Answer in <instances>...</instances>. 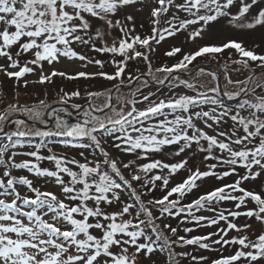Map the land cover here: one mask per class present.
Masks as SVG:
<instances>
[{
  "label": "snow or ice",
  "instance_id": "obj_1",
  "mask_svg": "<svg viewBox=\"0 0 264 264\" xmlns=\"http://www.w3.org/2000/svg\"><path fill=\"white\" fill-rule=\"evenodd\" d=\"M262 3L264 0H250V2L247 0H180V2L152 0V5L149 6L153 24L152 35L142 38L139 35H132L135 31L134 27L128 28L120 20L113 22L112 17L127 6L144 5L145 0H0V58L7 62L0 64V73L9 79L14 78L16 85H19L21 79L27 74L34 73L36 68L41 69L39 80L32 81V83H51L52 78L56 76L68 80L100 76L108 81H119L116 85L119 90V87L124 84V73L129 60L142 58L149 61L148 55L139 48H150L152 41L159 43L189 26L200 25V28L190 33V38L195 39L201 36L205 26L222 17H227L230 25L240 29H255L257 26H264V7L260 6ZM234 6L238 8L235 13L231 11ZM254 6L257 9L255 15L245 21V17L250 15ZM171 9L176 11L170 19L166 20L168 27L159 29L157 26L160 24L161 16L167 15ZM181 12L187 16L181 18L179 15ZM125 19L131 22L134 17L127 15ZM94 20L103 21L108 30L118 28L121 36L114 38L109 46L105 37L111 34L110 31L96 28L93 34L92 21ZM97 40L103 41L104 46L96 47ZM73 44L90 46L93 51L111 53L113 57L119 55L121 57L119 61L112 60L116 68L115 72L108 74L103 71L98 73L79 71L75 75H69L67 72L53 69L46 75L43 71L45 62L51 66L54 62L59 63L61 57L70 60H88L85 55L74 50ZM225 49H234L238 53L239 58L233 63L242 68H249L250 62H258L256 67L262 70L260 75L264 76V55L246 49L241 42L229 40L221 46L201 47L191 54L184 55L180 62L171 67L156 68V72L166 74L164 79H158L157 83L164 84L173 72L187 69L197 57L221 53ZM179 52H181L180 48L173 47L166 55L171 57ZM25 56H30V58L25 59L22 64L21 58ZM94 63L103 67V62L100 60H95ZM147 68L146 74L151 76L150 62ZM9 69L18 70L10 71ZM200 72H203V69H200ZM141 75L134 77L128 74L129 84L134 81L140 82ZM211 75L215 80V74ZM255 79V76H249L245 81L233 82L229 79L230 84L244 85L238 92H225L224 95L229 99L241 94L247 96L249 93L254 97V102L252 99H244L234 113L225 108L216 95L208 94H218L221 89L217 85L208 88L206 92L197 91L195 96L180 95L177 98L160 99L158 102L150 101V96L153 94L149 93L142 97V101L129 100L128 104L131 108L126 113L123 108L119 111L113 108L116 118L106 116L101 119L93 113L102 112L104 108H92L84 111L83 123L69 124L57 116L55 124L57 131L55 132L37 130L32 133L17 130L9 134V141L13 136L23 137L30 134L40 137H87L95 148L99 149L103 161L93 162L85 158V162H80L75 158L67 159L56 154L45 157L39 155L38 151L27 154L34 157L36 161L46 159L53 162L55 170H49L29 160L17 163L14 159L15 153L5 160L9 145L0 147V166L4 168L0 176V264H139L141 252H144L145 257H149L157 251L167 255V264H179L177 257H188L191 254L176 252L174 245L176 247L195 245L200 249L214 250L209 243L205 242L211 240L212 235L220 236V238L212 240L211 244L221 245V247L239 245L240 248L233 255L221 256L212 260L211 264H237L242 258L248 261V264L264 260V234H260L255 240L249 239L247 235L227 240L223 238L227 235V230L221 229L207 236L186 238L177 236V228L164 224L163 229L169 230L172 236L177 237L171 240L155 223L157 218L153 217L152 210L144 204L135 190L132 195L139 205L134 217L135 223L133 219H124L126 215L132 214L133 204H124L119 211H109L110 206L120 202L119 190L122 185L131 188V181L123 175L118 161L111 157V154L102 146L101 139L98 138V134L99 136L114 135L115 139L120 141L114 147L131 154L139 150L138 159H147L150 153L160 152L164 146L180 145L175 153V155H180L195 145L196 151L206 154L204 156L206 161H217L215 164L208 165L209 170L207 171L197 168L182 183L172 187L162 198L149 201V204L160 206L159 211L162 216L167 214L175 217L186 213L185 220L191 218L197 224L207 220L209 225H215L221 220L228 219L222 211L216 218L198 216L195 213L206 206H208V211L215 212L216 209L211 207L213 202L236 201L235 207L240 209L242 206L246 207L250 200L254 202L255 208L244 212L230 211L228 215L255 217L258 222L264 223V195L241 187L242 182L256 180L264 174V94H256V88L264 89V84H256L255 88L250 87ZM143 83L146 86L148 82ZM179 83L189 89H195V85L187 80H180ZM28 84L29 81L25 79L23 86L26 88ZM87 95L91 98L101 96L103 93L88 92ZM79 96V90L70 94L64 93V97L68 98ZM64 97H61V100L67 103ZM143 101H149L148 106L143 110L138 109L137 103ZM40 104H44V101H40ZM205 104L220 105L222 110L217 112L216 108H212L209 111H194ZM72 107L79 109L81 106L73 104ZM105 107L111 108L110 100ZM166 109L167 113H165ZM21 110L33 111L28 108L21 109L17 104H9L5 112ZM242 110L247 111V115H242ZM55 111L53 110V114ZM178 112L181 114H177ZM169 115L173 118L169 119ZM39 116L40 113L37 112L35 118L38 119ZM161 116L164 118L145 126V122ZM7 119L6 114L0 113V122ZM197 120H202L204 128L212 129L215 134L210 135L204 128L198 126ZM228 120L232 122L229 130H219L220 125L227 124ZM14 123L20 126L25 121L16 120ZM2 131L3 127L0 125V132ZM117 133L119 135H116ZM11 146L15 147L14 144ZM42 146V144L37 145V149ZM81 146L87 147V145ZM80 155L83 156V153ZM132 163L130 161L123 164V168H129ZM186 164L187 160L174 164L153 160L140 165L138 171L148 174L154 169H168L171 175L184 168ZM218 165H228L230 169L217 174L214 169ZM104 166L110 169L120 182H117L109 171L104 170ZM238 167L245 169V174L240 176L235 183L217 187L189 204H181L184 196L198 187V180L209 176L222 179L237 174ZM13 169H25L36 177L51 178L59 186V195L53 191H42L34 187L33 180L27 176L12 175ZM140 179L141 176L138 174L131 176L133 181ZM156 181H162L165 188L169 184L168 177L154 175L150 180L145 181V185L151 183L154 188ZM18 185L26 187L34 196L22 195L18 190ZM233 192H239L241 195H232ZM174 194L177 198L170 199ZM141 214L145 216V219H139ZM142 226H150L155 239ZM245 227L249 226L245 225ZM227 228L237 232L243 230L232 222L228 223ZM184 231L187 233L193 229L185 228ZM130 248L134 251L130 252ZM191 259L196 264H201L207 257L193 255Z\"/></svg>",
  "mask_w": 264,
  "mask_h": 264
},
{
  "label": "rangeland",
  "instance_id": "obj_2",
  "mask_svg": "<svg viewBox=\"0 0 264 264\" xmlns=\"http://www.w3.org/2000/svg\"><path fill=\"white\" fill-rule=\"evenodd\" d=\"M180 2V0H177ZM250 2V0H247ZM150 5H152V0H145L144 5H135V6H127L124 9H121L118 14L112 17L113 22L115 20H120L122 24H125L128 28L135 29L132 32V35H139L142 38L146 36L152 35V18L150 17ZM260 6L264 7V3ZM142 9V10H137ZM238 10L237 6H234L231 11L235 13ZM175 9H171L170 12L161 16L160 24L157 26L159 29H163L168 27L166 20L170 19ZM257 9L254 6L253 10L250 11V15L245 17V21L250 20L251 16L255 15ZM127 15H132L134 17L133 21L129 22L125 19ZM181 18H185L187 14L181 12L179 13ZM241 21V22H245ZM93 23V34L96 28H101L105 31H110V35L105 37L107 44L110 46L112 40L114 38H118L121 36V33L118 28H113L111 30L107 29V25L104 24L103 21L94 20ZM200 28V25L189 26V28L185 30H181L173 37H166L165 40L156 43L155 41L151 42L150 48H139L140 51L144 52L148 55L149 61H145L142 58H136L133 60H129L127 62V67L124 73V84L119 87L117 90L116 85L119 81H108L100 76H95L92 78H79L77 80H68L63 77H53L51 83H32V81H38L40 75V68H36L34 73L27 74L20 81L19 85H16L15 79L7 78L3 73H0V113H4L8 116V119L4 122H0V125L3 127V131L8 135L16 132L17 130L32 132L34 133L37 130L40 131H57L56 117L59 116L63 120L69 119L71 124L73 123H83L84 120V111L91 110L92 108H101L104 110L102 112H94V115L101 117L104 119L106 116H111L116 118V113L112 110L113 108L116 111H119L123 108L124 112L130 110L131 105L128 104L129 100L136 99L137 101H142V97L144 95H148L152 93L150 96V101L158 102L160 99H169V98H177L180 95H190L195 96L197 91L206 92L208 88L213 86H219L221 91L218 94L208 93L209 95H218L224 98V100H228V96H225L224 93H235L238 92L241 87L244 85H237L236 83H228L229 79L233 82L235 81H245L249 76H255L256 79L250 85V87L255 88L256 84H264V76H261V69L256 67V63L258 62H250V67L245 69L240 65L234 64L233 61L239 58L238 53L235 52L234 49H225L221 53L215 54H205L204 56L197 57L191 64L188 65L187 69L177 70L169 76L168 79L165 80L164 84L157 83L158 79H164L165 73L156 72L155 69L163 66L171 67L178 62H180L184 55L191 54L201 47L205 46H221L224 43H227L229 40H236L237 42H241L243 46L252 50L259 55H264V26H257L255 29H240L233 27L228 23L227 17L219 18L218 21L212 22L211 24L205 26L204 31L201 33V36L196 37L195 39L190 38V33L194 29ZM96 47L104 46V42L97 40L95 42ZM72 47L78 53L85 55L88 60L80 61L78 59H68L61 57L59 63H53V65H48L46 62L44 63L43 71L47 75L51 73L53 69L57 71L67 72L69 75H75L79 71H84L87 73H98V72H106L108 74H113L116 70L115 67H111V60L115 59L119 61L121 57L116 55L113 57L111 53H100L93 51L90 46H84L81 44H73ZM173 47H178L181 49V52L175 54L174 56H167L166 53L171 51ZM30 58V56H25L21 58V63L23 64L25 59ZM95 60H100L103 62V67L101 68L99 65L95 64ZM88 61H92L89 63ZM152 65V75H147V65L148 63ZM6 60L0 58V64H6ZM115 66V65H114ZM139 69V72H137ZM200 69H203V72H200ZM10 71H16L18 69H9ZM128 74L132 76L141 75L140 82H133L129 84L127 80ZM211 74H215L216 79L213 80ZM155 77V78H153ZM28 80L29 84L25 88L23 86V81ZM180 80H187L190 83L195 85V89H189L185 87L183 84H180ZM144 81H147V85H144ZM139 89V91H137ZM79 90V97H64V93H72L74 91ZM88 92H100L103 93L101 96H93L91 98L88 97ZM135 93V96L133 94ZM256 94H264V89L256 88ZM61 97L67 101V103L62 102ZM234 100L231 103H234L232 106H227L221 103L225 108L230 109L231 113H234L238 109L239 103L243 102L244 99H252L254 102V97L251 93L247 96L241 94L240 96L234 97ZM44 101V104H40V101ZM111 103V108L105 107L106 103ZM149 101H143L141 103H137L136 107L138 109L143 110L148 106ZM9 104H17L21 109L28 108L32 109V112H25L23 110L6 113L5 109ZM73 104H79L81 107L79 109H74L72 107ZM91 106V107H90ZM212 108H216L217 112L221 111L222 108L220 105H211L205 104L200 108L194 109V111L203 110L209 111ZM53 110L55 114H53ZM39 112V118H35V114ZM168 110H165L167 113ZM71 113V115H69ZM181 114V113H177ZM242 115H247V111H241ZM164 117L152 118L151 120L145 122V126L149 123H156L158 120L163 119ZM169 119L173 117L169 115ZM227 119V118H226ZM23 120L25 123L23 125L17 126L14 121ZM197 125L204 128V124L202 120L196 121ZM211 123V121H209ZM231 121L228 120L227 124H221L219 130L228 131L231 125ZM139 126V125H137ZM216 127L215 125L213 126ZM210 135L215 134L212 129L204 128ZM116 135H119L117 133ZM28 137L35 135H26ZM39 137V136H35ZM71 138V137H70ZM82 140L83 138H71L72 140H66L63 138L60 141H54L47 143V147L42 152L43 156H48L52 154H56L58 156H64L67 159L75 158L80 162H85V158L88 161H101L98 160L90 150L88 143L93 144L92 141L87 138ZM101 139L102 146L111 154V157L118 161L122 172L125 174L124 176L128 179L129 174H126L124 171L125 168L122 167L123 164L129 163L132 161L130 172L132 174H138L141 176L139 181H131V188L122 185L120 192V202L114 203L112 206L108 208L109 211H119L124 204H133L134 207L131 210V215H126L124 219H133L134 223L136 222L134 217L136 216V210L139 207L135 198L132 195L133 190H140L139 196L141 200L144 202L146 206H148L152 210L153 217H156L155 223L163 229L164 224H170L172 227L177 228V236H185L186 238H192L194 236H207L211 233H217L221 229L227 230V235L224 236V239L231 240L233 237H239L247 235L249 239H256L260 234H264V223L258 222L255 217L247 218L245 216L240 217H231L228 215L230 211H247L248 209L255 208V204L252 201L247 202V206H242L240 209L235 207L236 201H220L219 203L213 202L211 207L215 208L216 211H208L206 206L204 209H201L199 212H196L195 215H203L209 218H216L219 212H223L227 220H221L218 224L209 225L208 221H201L199 224L195 223L188 218L185 220V214H181L180 216H169L167 214L161 215L159 205L149 204V201H153L156 199L162 198L167 192L177 185L178 183H182L192 172H195L197 168L201 171H207L208 165L215 164L217 161L215 160H205V153H201L196 151V146L193 145L192 149H188L180 155H175L178 151L180 145H170L164 146L160 152L150 153L147 159H138L137 155L139 154V150L137 153H125L120 149L114 147L115 144L120 143L115 139V136H99ZM203 143V142H202ZM81 145H87V147H82ZM94 145V144H93ZM24 147V146H23ZM28 147V146H27ZM20 148V147H19ZM17 148V149H19ZM36 147L31 145L29 147L30 152H32ZM26 147L23 149H19L18 152L15 150V162H22L25 160L35 161L31 158V156L25 155L24 152ZM51 149V151H49ZM95 152L99 153L96 148ZM44 152V153H43ZM83 153V156L80 155ZM218 154V153H217ZM13 153H11L12 157ZM103 157V156H99ZM153 160H161L167 164L180 163L181 161L187 160V164L184 168L179 169L175 174H169L168 169H154L148 174L138 171V167L140 165L150 163ZM103 161V160H102ZM101 161V162H102ZM47 162L52 164L51 168L47 167ZM34 163H39L44 168H48L49 170H55L54 163L48 160L35 161ZM74 167V166H73ZM230 166L228 165H218L214 171L217 174H222L224 171H228ZM17 173H21L23 176H27L29 179L33 180V185L40 188L42 191H53L59 195L60 189L51 178L45 177H36L34 174L29 173L24 169H14ZM24 170V171H23ZM75 170V169H74ZM104 170L109 171L113 178H116L119 181V178L116 177L111 170L104 166ZM24 173V174H22ZM237 174H233L227 177H223L222 179H217L215 176H209L202 178L197 181L198 187L194 188L191 192H188L181 201V204H189L193 200L197 199L199 196L206 194L209 191L214 190L217 187H222L227 184H233L240 176L245 174V169L237 168ZM2 175V172H0ZM154 175H161L168 177L169 184L165 188L162 184V181H156L155 187H152V184L149 183L145 185L146 180H150V178ZM67 179V177H65ZM120 182V181H119ZM22 186H19L21 190ZM241 187L246 188L250 191H255L264 195V174L261 175L256 180H248L244 181L241 184ZM152 189V190H149ZM226 191H230L226 189ZM232 195H241L239 192H233ZM150 199H149V198ZM177 196L174 194L170 199H176ZM138 206V207H137ZM141 217V216H140ZM139 217V219H141ZM145 218V216L143 215ZM181 221H184L183 223ZM229 222L237 224L238 227L243 229L242 231L237 232L236 230H229L227 225ZM248 225L249 227H245ZM147 227V226H142ZM150 227V226H149ZM185 228H192L193 231L185 232ZM151 229V228H150ZM165 234L169 236L171 240H175L177 237L172 236L171 232L167 229H163ZM145 231L152 235L153 239H155V235L151 233L145 228ZM223 235V233H221ZM220 236L212 235L211 240L205 241L211 245V248L214 250H205L200 249L195 245H184L182 247H176L174 250L176 252H187L191 255L188 257H184L181 259H177L179 264H196V262L192 261L191 256H204L207 259L201 264H211V261L214 259H218L221 256H229L233 255L236 250L240 248L239 245H221L211 244L212 240L219 239ZM141 242L143 240L141 239ZM134 251V249L130 248V252ZM247 251V249H245ZM167 257L165 253H161L159 251L151 254L149 257H145L144 252L140 253L139 256V264H165L164 259ZM237 264H248V261L243 258L241 261L237 262ZM253 264H264V260L253 262Z\"/></svg>",
  "mask_w": 264,
  "mask_h": 264
},
{
  "label": "trees",
  "instance_id": "obj_3",
  "mask_svg": "<svg viewBox=\"0 0 264 264\" xmlns=\"http://www.w3.org/2000/svg\"><path fill=\"white\" fill-rule=\"evenodd\" d=\"M110 60H111V67L113 68V67H115L114 66V64L112 63V58H110ZM218 99L220 100V102L221 103H223L224 105H227V106H232V105H234V103H226L225 101H223V98L221 97V96H219L218 95ZM36 136V135H35ZM35 136H30V137H28V136H23V137H19V136H13L12 137V140L11 141H9L8 140V134L6 133V132H4V131H2V132H0V147H3L4 145H9V147H8V151L5 153V160H8V158L9 157H11V153H14L15 152V150L18 152V150L19 149H23L24 147H26V149H25V151H21V152H24L25 153V155H27L28 153H30V150H29V147H31V145H34L36 148L33 150V151H38V154L39 155H41V156H43L42 155V152L41 151H44L45 149H46V147H47V143H49V142H54V141H60V140H62L63 138H66V140H72L70 137H66V136H48V137H35ZM86 138H84L83 137V139L82 140H85ZM15 145V147H12L11 145ZM43 145L42 147H40L39 149H37V145ZM24 146V147H23ZM28 146V147H27ZM88 146H89V148H90V150H92V152H94V154H95V156L96 157H98L97 159L98 160H103V157H99V156H102V154L99 152V149H97L98 150V152L99 153H96L95 152V146L93 145V144H90V143H88ZM20 147V148H19ZM17 148H19V149H17ZM32 151V152H33ZM44 153V152H43ZM29 156V155H28ZM33 160L35 159L34 157H31ZM36 161V160H35ZM35 161H33V162H35ZM101 161H99V162H101ZM17 163H19V162H17ZM39 164V163H38ZM39 166L41 167V168H44L43 166H41V164H39ZM47 167H49V168H51V166H52V164H50V162H47V165H46ZM122 167H123V165H122ZM130 169H131V167H129V168H127V169H125L124 171L126 172V174H129V175H127V176H129V178H128V180H131V176L133 175L131 172H130ZM25 170V169H24ZM23 170V171H24ZM3 171H4V168H3V166H0V172H2L3 173ZM121 172H122V169H121ZM123 173V172H122ZM22 174H24V173H22ZM12 175H14V176H17V177H19V176H21V173H17V171L16 170H12ZM123 175H125L124 173H123ZM0 176H2L1 174H0ZM114 179H116V178H114ZM117 180V179H116ZM117 182H119V181H117ZM34 186V185H33ZM34 187H36V186H34ZM18 190L21 192V194L22 195H29V196H34V194L33 193H31V192H29L27 189H26V187H24V186H22L21 187V190L19 189V185H18ZM135 193L137 194V195H139L138 193H140V190L138 189V190H135ZM134 197V196H133ZM135 198V197H134ZM149 198V197H148ZM150 199V198H149ZM138 207V206H137ZM137 211V210H136ZM141 217V219L143 220V219H145L144 217H143V214H141L140 215ZM149 232H150V227L149 226H147V227H145ZM179 252H181V251H179ZM181 258H184V257H177V259H181ZM164 262H165V264H167V257H165V259H164Z\"/></svg>",
  "mask_w": 264,
  "mask_h": 264
},
{
  "label": "water",
  "instance_id": "obj_4",
  "mask_svg": "<svg viewBox=\"0 0 264 264\" xmlns=\"http://www.w3.org/2000/svg\"><path fill=\"white\" fill-rule=\"evenodd\" d=\"M65 121H67L69 124H71V121L68 119V120H65Z\"/></svg>",
  "mask_w": 264,
  "mask_h": 264
}]
</instances>
